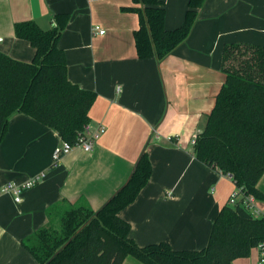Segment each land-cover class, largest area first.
I'll list each match as a JSON object with an SVG mask.
<instances>
[{
    "label": "crops",
    "instance_id": "0c3cea01",
    "mask_svg": "<svg viewBox=\"0 0 264 264\" xmlns=\"http://www.w3.org/2000/svg\"><path fill=\"white\" fill-rule=\"evenodd\" d=\"M167 28L180 26L189 0H162ZM134 0H0V50L31 61L35 47L15 24L35 20L44 29L68 22L59 39L70 79L97 91L94 127L105 131L92 151L75 146L52 166L58 132L25 112L10 119L0 143V186L24 183L23 192L0 194V264H40L22 240L55 226L70 205L102 206L127 180L144 149L152 175L138 197L120 211L140 245L166 241L174 249L207 245L213 223L237 189L235 181L200 161L192 140L204 128L225 81L223 48L231 42L264 45V0H206L189 38L163 61L138 55ZM100 25L105 33H94ZM264 192V174L258 182ZM264 205V201H261ZM58 219V220H57ZM259 248L235 264H257ZM123 264H139L126 258Z\"/></svg>",
    "mask_w": 264,
    "mask_h": 264
},
{
    "label": "trees",
    "instance_id": "16d2710c",
    "mask_svg": "<svg viewBox=\"0 0 264 264\" xmlns=\"http://www.w3.org/2000/svg\"><path fill=\"white\" fill-rule=\"evenodd\" d=\"M139 6L135 30L138 55L163 61L190 36L206 0H189L183 23L167 28L162 0H134ZM68 22L42 28L35 20L15 24V33L35 47L31 61L0 50V143L11 117L25 112L56 130L62 140L76 143L92 121L97 91L73 82L59 39ZM225 81L216 95L204 128L193 144L195 156L224 174H230L242 195L235 205L218 213L206 246L174 249L168 242L140 245L130 235L131 223L120 211L132 203L152 175V162L144 149L124 184L100 206L70 205L60 226L47 225L22 240L40 264H123L136 258L142 264H235L249 257L264 241V217L250 212L247 195L264 201L258 182L264 174V45L231 42L223 48Z\"/></svg>",
    "mask_w": 264,
    "mask_h": 264
},
{
    "label": "built area",
    "instance_id": "2783aa9c",
    "mask_svg": "<svg viewBox=\"0 0 264 264\" xmlns=\"http://www.w3.org/2000/svg\"><path fill=\"white\" fill-rule=\"evenodd\" d=\"M94 33H105V29L102 28L100 25H95L93 27ZM106 127L104 124L99 123L96 127L93 126L92 123H89L85 126L84 133L80 135L78 141L76 143H71L67 140H62V142L57 145L54 149L53 153V163L52 166H55L60 159L67 153H69L75 146H82L86 151H92L95 147L97 139L100 135L105 131ZM196 141V137L193 138L192 143L194 144ZM46 172H40L36 175L30 177L24 183H15V182H8L2 186H0V194L5 192H11L15 195L16 201H21L23 192L34 186L38 183L42 178H44ZM232 178L230 174H226ZM243 196L241 192V188L237 187L235 191L231 194L229 198V204L235 205L239 198ZM244 203L250 209V212L258 217H264V205L253 195H247L244 198ZM259 248V260L257 264H264V241L258 245Z\"/></svg>",
    "mask_w": 264,
    "mask_h": 264
},
{
    "label": "rangeland",
    "instance_id": "374dc122",
    "mask_svg": "<svg viewBox=\"0 0 264 264\" xmlns=\"http://www.w3.org/2000/svg\"><path fill=\"white\" fill-rule=\"evenodd\" d=\"M58 220V219H57ZM59 227L60 226V220L59 221H57V224L55 225V227ZM130 259H134L137 263H139V264H142L141 262H139V260H137L136 258H132V257H129Z\"/></svg>",
    "mask_w": 264,
    "mask_h": 264
}]
</instances>
